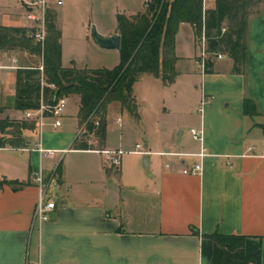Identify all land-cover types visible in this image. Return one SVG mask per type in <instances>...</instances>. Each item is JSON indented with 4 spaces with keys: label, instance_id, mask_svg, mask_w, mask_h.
Here are the masks:
<instances>
[{
    "label": "crops",
    "instance_id": "crops-1",
    "mask_svg": "<svg viewBox=\"0 0 264 264\" xmlns=\"http://www.w3.org/2000/svg\"><path fill=\"white\" fill-rule=\"evenodd\" d=\"M214 1L206 0L203 7H214ZM86 2L87 12L80 13L77 21L85 31L76 36L75 29L66 22L69 9L63 7V2L58 5L49 0L47 10L54 13V22L61 31V65L112 68L119 62L118 48L100 47L93 32L102 37L118 33L117 14L144 12L145 0ZM0 15L16 20L12 24L0 22L1 26L31 28L24 8L19 12L3 10ZM104 18L109 22L105 23ZM249 19L252 22L249 26L248 21L243 71L234 72L232 58L220 53L222 57H212L213 64L203 75L195 62L200 43L194 29L180 23L174 39V82L166 84L151 73L139 74L132 86L135 108L133 113L126 110V122L120 103L107 105L101 147L73 148L80 137L79 97L75 94L67 96L75 107L67 108L66 102L64 111L71 112L62 115L74 118V125L62 128V122L58 127L52 124L54 131L42 130L41 134L44 147L64 152L42 158L33 150L38 136L31 140L23 132L21 147H0V180L25 183H6L0 190V264L37 260L40 264H210L213 242L209 235L214 233L246 236L245 253L260 251L264 264V0ZM64 40L84 42V50L72 54ZM95 51L104 54L103 58L114 54L113 64L89 55ZM13 58L17 59L15 63ZM37 62L36 56L22 51H0V64L4 66ZM16 70L0 68L1 118L25 119L24 111L13 106ZM143 81L145 91L139 93L136 88ZM191 89L197 98L211 97L202 112L195 106L196 128L189 129L201 130L202 136L195 139L189 134L197 144H186L171 135L173 127L180 129L191 122ZM245 97L255 101L257 115L242 111ZM111 109L117 111L114 123L119 128V142L114 148L141 155L143 166L137 161L132 166L127 160L113 168L98 152L114 149L107 137ZM140 138L145 153L129 152L140 144ZM67 153L92 155L79 170L86 171L85 177H79L82 173L70 176L65 170ZM193 163L201 164V172L183 174L182 169ZM40 168L45 173L54 172L48 198L55 207L48 220L37 224L33 222L38 196L33 175Z\"/></svg>",
    "mask_w": 264,
    "mask_h": 264
},
{
    "label": "trees",
    "instance_id": "trees-1",
    "mask_svg": "<svg viewBox=\"0 0 264 264\" xmlns=\"http://www.w3.org/2000/svg\"><path fill=\"white\" fill-rule=\"evenodd\" d=\"M263 0H215L214 7L205 9L203 0H150L144 12L131 16L117 14L120 35L119 62L112 68H76L61 65V31L54 22V13H47V38L43 50L44 76L55 89L44 86L42 95L39 72L35 68H18L15 75L14 108L25 111L39 106L42 98L52 104L62 95H78L77 112L80 127L85 133L75 141L74 149H95L89 138L101 147L106 130V107L116 101L133 113L132 86L141 73H151L164 83L176 77L174 39L180 23L190 24L196 36L204 32L206 49L211 54L226 53L233 60L232 70L241 72L246 64L248 21L253 10ZM225 28L222 31V28ZM30 28L0 25V51L16 50L38 56L40 45L29 37ZM213 55L206 60L209 68ZM26 64L22 66H32ZM242 111L257 115V105L250 97L243 99ZM0 147H21L22 131L35 130V122L25 119L1 118ZM98 122V124H95ZM25 183L0 180L3 184ZM213 242L210 264H261L260 251L246 254L244 235H209Z\"/></svg>",
    "mask_w": 264,
    "mask_h": 264
},
{
    "label": "built area",
    "instance_id": "built-area-1",
    "mask_svg": "<svg viewBox=\"0 0 264 264\" xmlns=\"http://www.w3.org/2000/svg\"><path fill=\"white\" fill-rule=\"evenodd\" d=\"M150 0H145V5ZM21 5L24 8V17L31 23V28L29 31V37L37 44L40 45L41 53L40 55L36 56L38 58V62L32 66H22V65H12V66H4L0 64V68L4 67H12L15 69L18 68H35L39 72V86H40V92L42 95V91L44 86H48L50 89H55V84L53 83H47L44 76V63H43V50L47 38V9L49 8V0H19ZM206 0H203V3H205ZM56 4H61L62 0H55ZM225 28H222V31H224ZM200 43V55L198 59H196L197 67L200 71V73L203 75L205 72H207L208 68L206 66V60L210 55H213L212 57L221 58V54H211L206 49V42L204 37V32L202 31L200 37L198 38ZM27 53V52H25ZM14 63L17 61V59L13 58L12 60ZM211 97H208L206 95H202L200 98V106L198 107V111L202 112L203 106L209 102V99ZM67 102V97L65 95L59 96L56 98L55 102L52 104H46L43 102L42 98L40 100V104L35 109H28L24 111V118L29 119L35 122L36 129L38 130V141L35 142L33 146V150L37 151L39 155L42 158L46 157H52L57 152H64V150L57 151L52 148H46L42 145L41 142V134L42 130L45 126L44 120L46 118L53 117L55 118L53 122L54 127H58L61 124L60 117L63 115L64 107ZM120 119L117 118V121ZM95 124H98V122H95ZM85 133V123L80 127L78 135H82ZM189 133L193 136L195 139H201L202 133L201 130L191 128L189 129ZM140 145H136L135 149L129 152L133 153H140L143 154L145 151L139 150ZM100 152L104 159L107 161L108 165L111 167H119L121 164L122 155L126 153V151L122 150L121 148L116 149H102L98 150ZM159 154H176V153H170V152H159ZM199 156H203L202 153H199ZM202 170L200 163H193L190 166H187L182 169L183 174H198ZM33 179L37 185L38 190V196H37V202L36 206L33 212V222L40 224L43 221L48 220L49 213L54 209L55 203L54 201L50 200L48 198V189L54 179V172H47L45 173L42 168H40L34 175ZM28 264H40V261L37 260L34 263Z\"/></svg>",
    "mask_w": 264,
    "mask_h": 264
},
{
    "label": "rangeland",
    "instance_id": "rangeland-1",
    "mask_svg": "<svg viewBox=\"0 0 264 264\" xmlns=\"http://www.w3.org/2000/svg\"><path fill=\"white\" fill-rule=\"evenodd\" d=\"M63 2V7H66L69 9L68 11V16H67V20L66 22L69 23L72 27H73V30L76 31V32H73L76 34V36L79 34H81L82 32H84V28L82 29L81 28V22H77L78 21V15L81 13V14H85L87 12V9H88V3L86 2V0H62ZM110 4L108 3L107 6H109ZM23 8V6L21 5V3L19 2V0H0V13L3 12V10H8L10 12H19L21 9ZM1 16V15H0ZM105 23H108L109 22V19L107 18H104L103 19ZM0 22L3 23V24H12V23H15L16 20L15 19H12V18H8L6 16H2L0 17ZM252 22L251 19H249V26H250V23ZM255 21H253L252 24H254ZM95 31V30H93ZM92 31V32H93ZM199 42V40H198ZM84 44V42H79V41H76L75 44L74 42L70 41V40H64V46L66 47V49H70L72 52V54H79L81 51L84 50V47L82 46ZM85 45V44H84ZM102 51H105V50H102ZM197 53L199 54L200 52V47L198 46L197 49H196ZM104 53H107L106 51ZM89 55L90 56H94L96 59L98 57H101L103 60H105L107 62V64L111 65L113 64L114 62V54L113 55H105L106 58H103L104 54H98V52H89ZM200 55V54H199ZM246 55H247V50H246ZM247 57V56H246ZM227 61V60H226ZM24 62L26 63H29L27 60H25ZM33 62V61H31ZM144 86H145V82H141L140 84H138L136 90L137 92L141 93V92H144ZM189 100H190V107L192 108V116L190 117L191 119V122H186V124H184L182 127H179L180 129H177L176 127L172 128V131H171V135H174L176 137H180L184 143H192V144H197V142L195 140L192 139L191 135L189 134V128L190 127H195V122H196V119L198 118V114L196 112V108H198L200 106V98L196 97V96H193L195 95L194 92H193V89H191V91L189 92ZM73 100H70V99H67V104L70 107L72 108L73 106L75 107L76 103L72 102ZM196 106V108H195ZM68 111L69 113L71 112L70 109H66L64 112H63V115L66 114ZM68 114V113H67ZM117 115V111L111 109L110 112H109V115L107 117V137H108V142H109V145L111 147H116L118 142H119V128L118 126L114 123V118L116 117ZM121 115L123 117V121L126 122L127 120V111L126 109H123L122 112H121ZM55 118L53 117H50V118H46L44 120L45 122V126L43 128V132H52L54 131V128L52 127V124L54 122ZM60 120L62 122V128H67L70 126V123L72 124L71 127L74 125V122H75V119L70 117L69 115H67L66 117L64 116H61L60 117ZM69 125V126H67ZM179 130H182L181 133H178ZM36 131H38L37 129L36 130H29V129H24L22 132L24 133V136L28 139H35L37 138L38 136V133H36ZM90 142H92V144L95 146V147H98L97 146V143H96V140L93 138V137H90ZM140 144H141V147L139 150H142L144 149V146H143V141L142 139L140 138L139 141H138ZM138 144V145H140ZM135 149V147H133ZM132 148V149H133ZM115 149V148H114ZM133 149V150H134ZM124 150V149H122ZM125 151V150H124ZM127 152V151H126ZM65 155V154H64ZM92 155H79V154H71V153H67L66 154V157H65V161H64V165H65V170L69 173H70V176H76L77 173H82V175H80L79 177H85L87 175L86 171H82V172H79L80 168H81V165L83 164H86L87 162H90L92 159L91 158ZM58 157V155L56 156ZM62 156H60V159H61ZM97 159L99 160L100 162V157L97 155L96 156ZM59 159V160H60ZM131 161V165L134 166V161H137L139 163V165L143 166L144 165V161H143V157L141 155H135V154H129V153H125L122 155V159H121V162L125 163V161ZM115 168V167H114ZM78 178V177H77Z\"/></svg>",
    "mask_w": 264,
    "mask_h": 264
},
{
    "label": "water",
    "instance_id": "water-1",
    "mask_svg": "<svg viewBox=\"0 0 264 264\" xmlns=\"http://www.w3.org/2000/svg\"><path fill=\"white\" fill-rule=\"evenodd\" d=\"M93 38L95 42L103 48L112 49L120 46V35L118 33H114L109 37H102L96 32H93Z\"/></svg>",
    "mask_w": 264,
    "mask_h": 264
}]
</instances>
